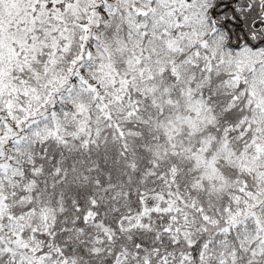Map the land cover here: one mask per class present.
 <instances>
[{"label": "snow or ice", "instance_id": "1", "mask_svg": "<svg viewBox=\"0 0 264 264\" xmlns=\"http://www.w3.org/2000/svg\"><path fill=\"white\" fill-rule=\"evenodd\" d=\"M0 264H264V0H0Z\"/></svg>", "mask_w": 264, "mask_h": 264}]
</instances>
